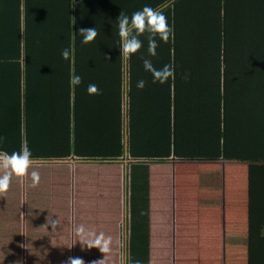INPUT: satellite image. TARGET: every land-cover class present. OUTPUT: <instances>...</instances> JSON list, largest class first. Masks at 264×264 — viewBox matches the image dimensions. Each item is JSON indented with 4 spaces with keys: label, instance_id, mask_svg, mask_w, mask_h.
I'll return each instance as SVG.
<instances>
[{
    "label": "crops",
    "instance_id": "crops-1",
    "mask_svg": "<svg viewBox=\"0 0 264 264\" xmlns=\"http://www.w3.org/2000/svg\"><path fill=\"white\" fill-rule=\"evenodd\" d=\"M164 2L65 4L94 14L99 34L70 62H54L67 81L73 73L83 78L75 94L72 88L71 120L80 124L86 144L55 148L52 157L63 158L36 153L42 143L35 124L25 128L24 111L21 118L12 115L21 122L19 131L9 124L13 94L0 91V150L18 143V135L20 147L28 139L37 145L29 148L34 153L29 176L22 182L14 177L9 191L0 194V264L105 259L99 248L81 243L76 234L81 226L85 241L101 233L111 237L105 264H264V163L237 159L256 157L249 149L257 146L264 154V102L256 110L254 61L235 65L238 75L230 90L227 65L192 61V53L174 67V80L153 83L141 59L147 45L121 57L112 12L130 15L145 5L161 10ZM246 37L251 34L234 36L231 48L256 52ZM163 48L161 42L151 57L157 68L163 66ZM245 67L247 73L241 72ZM208 69L217 70L212 78L194 77V70ZM141 79L147 82L142 90L136 86ZM89 84L98 85L100 94L89 95ZM101 148L106 159L96 154ZM228 154L233 159H225ZM32 171L40 174L37 187L31 186Z\"/></svg>",
    "mask_w": 264,
    "mask_h": 264
},
{
    "label": "trees",
    "instance_id": "trees-1",
    "mask_svg": "<svg viewBox=\"0 0 264 264\" xmlns=\"http://www.w3.org/2000/svg\"><path fill=\"white\" fill-rule=\"evenodd\" d=\"M69 1L0 0V91L13 94L9 100L14 103L8 111L9 124H14L19 131L21 122L12 115L21 118L20 112L24 111L25 128L28 130V122L34 123L37 138L42 143L37 146L36 139H28L27 145L30 149H36V145V153L47 155V159L63 158L52 157L55 148L60 149L62 145L71 148L78 141L86 144L79 135L80 124L76 119L71 120L73 89L67 77L56 73L54 62L64 60L61 56L64 48L72 49L73 58L77 52L81 55L80 50L86 45L81 44L79 29L95 28L96 20L94 14H82L66 7ZM163 5L160 11L166 15L175 32L174 39L164 43L160 52L163 65L170 63L176 67L191 53L192 61L216 60L230 70L227 71L230 77L228 73L226 75L230 90L233 81L237 80L235 65L243 61L250 65V61H254L251 75L254 72L257 110L260 102H264V0H166ZM112 13L115 21L118 16ZM240 34H251L246 38L256 46V52L249 54L241 52L240 48L236 51L231 48L234 36ZM141 39L147 45V40ZM191 44L194 50L190 48ZM245 44L248 45L247 42ZM245 68L240 71L247 73ZM214 71L217 70H194V77L201 74L212 78ZM169 90L170 103L173 99L171 88ZM17 142L14 146L10 143L9 153L20 149L19 135ZM97 146L94 143L89 147L90 151L94 152ZM261 150L258 146L250 148V152H257L256 157L237 159L264 163ZM96 154L106 159L102 148ZM225 159L233 158L228 154Z\"/></svg>",
    "mask_w": 264,
    "mask_h": 264
},
{
    "label": "clouds",
    "instance_id": "clouds-1",
    "mask_svg": "<svg viewBox=\"0 0 264 264\" xmlns=\"http://www.w3.org/2000/svg\"><path fill=\"white\" fill-rule=\"evenodd\" d=\"M76 6V0H72V8ZM119 36V48L121 57L125 60L132 55L140 52L144 48V37L147 40V56L141 57L145 71L152 74L153 83L165 84L170 79H175V68L172 64H165L157 68L151 57L157 56V49L161 42L168 43L170 39H174V27L169 25L168 18L160 11L159 7L154 8L150 5H145L143 8L132 12L130 15L121 11L116 18ZM96 28H80L79 37L81 44L87 45L98 36ZM61 56L65 61L72 60V49L64 48L61 51ZM110 59V58H107ZM187 78V77H185ZM83 78L75 73L70 76V87L75 89L81 85ZM147 82L143 79L137 81V88L144 89ZM89 95H99L100 89L96 84H89L87 87ZM3 138H0L2 140ZM33 157L31 150L26 143H22L18 151L11 153L0 150V194L7 193L12 185L13 178L17 181H23L29 176V169L32 167ZM32 179V187H37L40 182V174L37 171L30 173ZM76 234L82 237L81 243L89 248H99L105 254V259L94 262V264H105L106 254L110 252L111 237H106L103 233L96 235L94 239L85 241L83 239V226L76 229ZM19 264V262H18ZM67 264H85L83 259L69 258ZM121 264H127L122 261ZM136 264H141L136 261Z\"/></svg>",
    "mask_w": 264,
    "mask_h": 264
},
{
    "label": "rangeland",
    "instance_id": "rangeland-1",
    "mask_svg": "<svg viewBox=\"0 0 264 264\" xmlns=\"http://www.w3.org/2000/svg\"><path fill=\"white\" fill-rule=\"evenodd\" d=\"M124 229V228H123ZM126 229V228H125ZM125 239V231H124V233H123V240ZM130 263V262H129Z\"/></svg>",
    "mask_w": 264,
    "mask_h": 264
}]
</instances>
